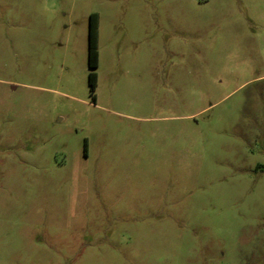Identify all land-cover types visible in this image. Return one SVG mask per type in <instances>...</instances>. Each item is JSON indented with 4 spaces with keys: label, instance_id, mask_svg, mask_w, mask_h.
<instances>
[{
    "label": "rangeland",
    "instance_id": "374dc122",
    "mask_svg": "<svg viewBox=\"0 0 264 264\" xmlns=\"http://www.w3.org/2000/svg\"><path fill=\"white\" fill-rule=\"evenodd\" d=\"M0 264H264V0H0Z\"/></svg>",
    "mask_w": 264,
    "mask_h": 264
},
{
    "label": "trees",
    "instance_id": "16d2710c",
    "mask_svg": "<svg viewBox=\"0 0 264 264\" xmlns=\"http://www.w3.org/2000/svg\"><path fill=\"white\" fill-rule=\"evenodd\" d=\"M98 21L97 13L89 15V31H88V67L91 70L88 76V84L92 95V100H95V89L97 84V74L95 69L98 67L99 52H98Z\"/></svg>",
    "mask_w": 264,
    "mask_h": 264
}]
</instances>
